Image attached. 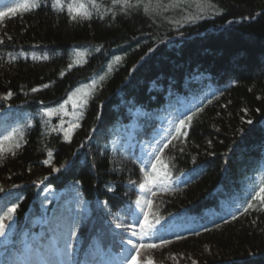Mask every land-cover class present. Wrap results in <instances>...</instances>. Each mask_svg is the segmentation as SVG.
Instances as JSON below:
<instances>
[{"label": "trees", "instance_id": "obj_1", "mask_svg": "<svg viewBox=\"0 0 264 264\" xmlns=\"http://www.w3.org/2000/svg\"><path fill=\"white\" fill-rule=\"evenodd\" d=\"M31 2L0 0V264H126L144 212L141 261L264 264V0Z\"/></svg>", "mask_w": 264, "mask_h": 264}, {"label": "snow or ice", "instance_id": "obj_2", "mask_svg": "<svg viewBox=\"0 0 264 264\" xmlns=\"http://www.w3.org/2000/svg\"><path fill=\"white\" fill-rule=\"evenodd\" d=\"M114 2L119 3L120 0H114ZM124 3H127V0H124ZM38 4L36 2V0H32L31 4H22L19 5V8H23L25 10H28L29 8H35L37 7ZM53 6L54 7H60L61 6V0H53ZM17 9H13V8H9L7 10L8 13H14ZM67 10L69 12L70 15H72V18L75 19L77 16H82V17H88L90 15V13L87 11V4L84 2V0H79L78 3H69L67 5ZM7 13L5 12H0V20H2L4 18V16ZM44 59H47V57H44ZM116 60H119V57L116 58ZM71 67V65H70ZM45 87H47V85H45ZM33 92L37 91V89L33 88L32 89ZM12 93L9 92L7 93L5 96H3L2 98L7 100L11 97ZM87 101L85 100L84 103H86ZM45 114L47 115H51L52 114V110L51 109H46L45 110ZM186 119L190 122L192 117L191 116H187ZM249 123H251V121H249ZM185 123L184 120L180 121V127H178L176 129L177 134L180 133V128L184 127ZM17 135V129H13L11 132H9L7 135L3 136L2 138H0V155H2L4 152L10 151L9 148H5L4 147V142L5 141H11L15 136ZM19 135L22 137V133H19ZM186 135V133H185ZM66 138H67V133H66ZM16 148H19L20 145L19 143L15 144ZM165 147H167V145H165ZM160 152H163V148L160 149ZM14 154V153H13ZM49 155H51V153H49ZM47 163V161H46ZM157 164L161 165L163 169H167V165L164 163V161L161 159V157L159 155L156 156V162L152 163L151 167L153 171L157 172V175L155 177H150L148 175L145 176V181L147 182V184H150L152 186L155 187H159L160 185L165 184V182L168 180V173L167 171H160L157 169ZM144 169L142 168V171ZM140 188L141 190H145L146 185L144 183L140 184ZM148 191H151V188L147 189ZM261 193H264V187H261L259 192H257L256 197H259L261 200H264V196H261ZM154 194V193H153ZM136 203L139 205L142 203L141 199L138 198ZM143 203L147 204L149 206V208H151L152 205V201L151 200H144ZM254 206L252 205L251 202L248 203L247 207L244 209L245 212L248 211V209L253 208ZM10 213H14L15 212V205L9 209ZM144 220L143 222L140 224V230L139 233L135 230H131V226H127V228L129 230H131V235L133 237H138V240L140 241L139 243L134 242L133 240L129 239L127 240V244L131 245V247L133 249H135L136 254L131 256V261H126V264H153V260L151 257H146L143 261H141L139 259L140 254H141V249H148V248H157L158 246H163L166 245L168 243H170V241L168 240H160L159 241V245L157 243H153L151 242L152 237L150 236V232L152 231V229H154L155 224L159 223V219H156L155 222H151L149 220V213L148 212H144ZM8 220H11V216H7L6 217ZM5 219V217H0V237H3L6 235L7 233V225L3 222ZM233 219H235V217H233ZM117 228H121L122 225L120 223L116 224ZM198 234V233H197ZM181 237H177V239H180ZM145 239H147L149 242L145 243ZM129 250L127 248H125L124 250V255H129ZM193 264H195V261H193Z\"/></svg>", "mask_w": 264, "mask_h": 264}]
</instances>
